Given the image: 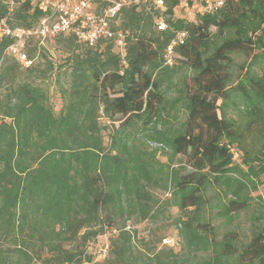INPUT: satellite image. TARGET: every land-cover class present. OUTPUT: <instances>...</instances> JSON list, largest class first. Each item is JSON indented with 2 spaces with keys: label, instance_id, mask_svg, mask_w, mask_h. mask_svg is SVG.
<instances>
[{
  "label": "trees",
  "instance_id": "1",
  "mask_svg": "<svg viewBox=\"0 0 264 264\" xmlns=\"http://www.w3.org/2000/svg\"><path fill=\"white\" fill-rule=\"evenodd\" d=\"M10 1L0 0V26L31 27L54 14L32 0ZM179 1L121 6L112 29L121 33L123 57L112 39L89 47L74 34L47 38L66 53L58 112L42 85L54 71L38 47L43 41L27 40L32 64L24 66L5 53L12 39L0 36V264L87 263L86 246L107 231L108 253L95 264H193L198 253L200 264H264V202L250 196L264 174V73L253 72L264 61V0H224L211 12L192 3L199 8L189 21L174 15ZM178 31L185 38L167 64ZM246 48L248 67L230 87L232 54ZM182 67L192 85L179 77ZM235 98L243 120L227 115ZM178 155L186 161L173 167ZM211 196L229 223L247 212L249 235L226 229L218 236L201 221ZM171 204L180 212L181 253L142 251L127 222L152 220Z\"/></svg>",
  "mask_w": 264,
  "mask_h": 264
},
{
  "label": "rangeland",
  "instance_id": "2",
  "mask_svg": "<svg viewBox=\"0 0 264 264\" xmlns=\"http://www.w3.org/2000/svg\"><path fill=\"white\" fill-rule=\"evenodd\" d=\"M10 1V0H7ZM193 2H184L180 0L178 5L174 8V15L177 17H183L186 20H194L195 12L198 10L197 5H193ZM9 6H14V3L10 1ZM162 11V10H161ZM214 30V28H212ZM40 51L54 63V71L50 73L47 78L42 82L48 91L49 100L55 112H58L63 106L64 100L61 97L59 88L60 85H65L67 77L64 73L67 72L66 67L63 64L64 57L66 53L63 52V47L56 39H45L43 43L38 44ZM250 48H246L243 52H236L232 54V64H231V75H230V87L235 85L240 79L241 75L246 71L249 61H250ZM176 54H171V61L174 63ZM38 55L35 57L37 61ZM178 65V62H176ZM254 74L261 75L264 73V61L257 62L253 65ZM179 77L185 78L189 85H192V73L186 68L182 67L179 69ZM220 102V100H218ZM227 115L233 119L243 120L244 111L239 104L238 99L235 98L234 101H230L227 106ZM2 118L0 117V121ZM102 123L106 122V119L102 116L100 118ZM108 132L109 130L104 131V142L108 143ZM149 147H156V144H149ZM234 154V164L239 165L240 163V153L236 147L231 148ZM166 151V150H164ZM157 158L160 162L164 163L167 160L165 152L160 150L157 154ZM186 161L185 156L178 155L174 159V166H178L179 163H184ZM241 167V166H240ZM242 168V167H241ZM244 169V168H243ZM256 189L250 191V196L255 201V197L258 195L264 202V174L255 181ZM210 194L212 191L209 192ZM157 197L160 200H164L168 197L162 191H155ZM216 196H211L209 198H204V206L202 211H200L201 221L209 222V226L216 227L217 235L220 236L226 229H235L240 231L245 236L249 235L250 232V221L248 218L247 212H241L239 216H236L232 223L227 222L224 218L219 216L215 208L211 207L212 199ZM212 208V209H210ZM180 215V212L177 206L171 204L164 207L154 219L144 220L139 223H133V221H128V227L130 229L136 230V243L138 248L142 251H158L160 249L171 248L175 253H181L182 241L179 236L177 217ZM112 231H107L102 235L96 237L92 244L86 246L87 251L94 252L101 243L104 241L108 242L109 237L111 236ZM155 248V249H154ZM162 254L161 256H163ZM203 253H198L191 256L189 259L190 263L200 264V257Z\"/></svg>",
  "mask_w": 264,
  "mask_h": 264
},
{
  "label": "built area",
  "instance_id": "3",
  "mask_svg": "<svg viewBox=\"0 0 264 264\" xmlns=\"http://www.w3.org/2000/svg\"><path fill=\"white\" fill-rule=\"evenodd\" d=\"M49 6L54 14L42 17L31 27H6L0 26V36H8L12 42L5 49L7 55L15 57L24 66L32 64L23 48L30 38L44 41L57 35H76L82 43L93 46L99 39L114 40L121 57L124 56V47L121 33L112 29V23L121 6L137 0H32ZM156 8L163 9V0H146ZM201 3L208 12L223 5L224 0H183ZM158 30H163L166 23L162 18L155 22ZM185 38L184 31H178L171 44L166 48L165 57L167 64H171L172 47L181 44ZM109 245L104 241L93 252L92 260L83 264H95L101 261L108 253Z\"/></svg>",
  "mask_w": 264,
  "mask_h": 264
}]
</instances>
